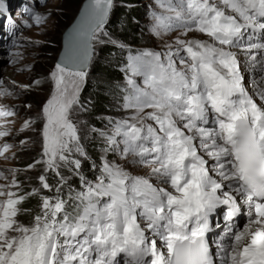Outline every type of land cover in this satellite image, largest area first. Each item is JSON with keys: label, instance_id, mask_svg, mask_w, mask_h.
<instances>
[{"label": "snow or ice", "instance_id": "1", "mask_svg": "<svg viewBox=\"0 0 264 264\" xmlns=\"http://www.w3.org/2000/svg\"><path fill=\"white\" fill-rule=\"evenodd\" d=\"M158 2L163 11L153 14L152 32L178 34L160 51L129 56L125 70L143 77L142 86L126 77L130 91L122 107L132 115L109 119L111 133L93 129L105 141L104 153L147 174L132 175L106 156L92 165L95 180L80 172L88 154L73 114L86 110L80 93L97 46L119 44L106 30L113 0H87L48 73L39 159L27 166H43L37 184L24 191L21 170L11 169L10 181L0 171L7 181L0 184V264H118L120 254L123 264H264V0ZM7 11L0 0V16ZM27 11L37 25L51 16ZM244 67L261 73L253 94ZM3 85L0 80V96L12 95ZM14 115L0 106V117ZM33 123L25 120L20 131ZM9 135L0 125V137ZM10 147L0 145V156ZM64 168L79 176V191ZM50 173L58 177L55 185ZM32 197L35 214L22 207ZM221 211L228 243L211 239ZM22 214L31 220L22 222ZM240 215L243 228L235 223Z\"/></svg>", "mask_w": 264, "mask_h": 264}, {"label": "rangeland", "instance_id": "2", "mask_svg": "<svg viewBox=\"0 0 264 264\" xmlns=\"http://www.w3.org/2000/svg\"><path fill=\"white\" fill-rule=\"evenodd\" d=\"M81 1L82 0H13L8 7L7 13L4 16H0V80L4 82L3 86L12 93V95L0 96V106H7L15 112V115L11 117H0V125H4L5 128L10 130L9 136L0 137V145L5 143L12 145L3 156H0V171H3L10 181L12 175L10 170H21L17 174V179L22 182L23 186L26 180L29 181L34 177L36 178L43 170V166H37L30 170L27 169L29 164L39 159L42 118L38 116V113L50 94L51 81L48 80L47 77L48 73L55 66V59L60 49L61 33L69 24ZM114 8H116L121 15L118 17V19H120L119 21L118 19L116 20L117 24L115 27L106 25V30L111 38L118 41L119 44H132L131 47L139 51L143 49L160 51L165 43H170L178 34L177 32H172L167 35L156 36L152 32L151 29L154 23L153 14L163 11L159 7L158 0H114L112 11ZM29 9L35 12H41L45 16H48V12L50 11L51 16H49L45 24L37 25L30 19L31 13L27 11ZM46 9L48 11H45ZM128 9H130V12L127 11ZM124 14L126 17H124ZM24 21H28V24L26 25ZM125 26H129L132 29L133 34L131 33V36L138 42H125L119 38V36L122 35L121 30ZM190 36L202 38L198 33H190ZM30 41H40V43H30ZM106 44L116 46L111 43ZM106 44L97 46L89 67L88 76L80 93L81 104L85 105L86 110L77 111L73 114V119L78 123L80 129V135L82 137L81 143L88 154V159H81L86 163L90 162L92 164L95 161L93 155L99 156V162L101 156H106L109 160H115L117 163L125 165L132 175H146L148 169L140 168L132 164H125L124 160L116 153L103 152L105 141L99 135V132L93 131V129L101 131L111 129L109 120L105 122L106 125L103 128H98L90 122L91 116L88 115V112L91 109L89 105L93 97L86 93L87 86L91 85L90 82H92V84H98V86L100 83L105 84L106 82H108L107 84H113L110 87L108 86L113 90L111 94H109L107 90L105 91V93L109 95L105 105L106 107H108V105H113L114 108L108 107L107 110L109 113H107V115L100 114V117H105V121L108 118L124 119L132 115V110L122 107L124 97L128 95L130 91L125 76L127 74L132 76L130 72L125 70L128 59L123 50H116V52L120 54L119 59L117 55L113 54H111V57L105 56ZM129 51L127 52L130 55L134 54L133 50ZM14 53H20V57L17 58L13 55ZM242 56H240V59L243 60L242 63H244L245 58ZM110 58L114 60H111V65L117 67L118 78L107 81L110 78H103L104 70L100 71L102 74L91 73V68L94 66L93 63H110ZM117 60L119 61L118 63H116ZM251 70L252 69L249 68L248 71L247 69H243L244 74L247 72L248 75L251 74ZM136 77L140 79L139 76H132L133 79ZM36 80H40L41 83L35 85L34 81ZM13 81H15V85L12 83ZM251 81L252 78L246 77L245 86L250 87ZM20 84H31L32 87L27 91H22L17 87V85ZM140 85H143L142 76ZM105 87H107V85H105ZM86 97H90L91 101L86 100ZM30 118L34 123L30 128L21 132L20 128L24 121ZM5 120L11 123L5 124ZM21 140L26 141L25 146H21ZM99 144H103L104 146L102 149H99L98 152H95L92 146ZM27 159L31 160L26 162L27 165L25 167L21 166V162ZM95 171H97V169ZM70 175L72 174H66L69 180L70 177L73 176ZM153 181L155 182V178H153ZM6 182L7 181L4 179H0V184ZM64 195L66 194L64 193ZM21 216L19 219L27 223L26 217H23L24 215ZM225 239L224 237L222 241H225Z\"/></svg>", "mask_w": 264, "mask_h": 264}, {"label": "trees", "instance_id": "3", "mask_svg": "<svg viewBox=\"0 0 264 264\" xmlns=\"http://www.w3.org/2000/svg\"><path fill=\"white\" fill-rule=\"evenodd\" d=\"M127 11L130 12V9H128ZM127 13V12H126ZM125 13V14H126ZM124 14V17H126V14ZM121 16L119 13H118V10L116 8H114L113 11H111V14H110V17L108 19V22L106 25H108L109 27L110 26H113L115 27L116 24H117V19L118 17ZM137 16V15H136ZM120 19V18H119ZM118 19V21H119ZM130 22V20H129ZM132 29L129 27V26H125L122 28L121 30V34L119 36V38L122 40V41H125V42H132V43H135V42H138V41H135L134 37L131 36V33H132ZM133 34V33H132ZM106 55L107 57H111V54L113 55H117L118 59L120 58V54L116 52V50H119L117 47L115 46H112V45H108L106 44ZM111 58H110V63L107 62V63H96L94 64L93 63V67L91 68V73H94V74H100L102 70H104V75H103V78L104 79H109L107 81H111V80H114L115 78H118L119 75H118V71H117V67L114 65H111ZM114 61V60H112ZM119 61L117 60L116 63H118ZM102 74V73H101ZM108 82H106L105 84H92V82H90L91 85H88L87 88H86V93L87 94H90L91 97H93L92 101L90 100L91 98L90 97H86V100H90V110L88 112V115L91 116L90 118V122L92 124H94L95 126H97L98 128H103L106 124H105V117H100V114L102 115H107L108 110L107 108L110 107V108H114L113 105H108V107H106L105 105V102L108 101L107 97L109 95H107L105 93V91L107 90L109 92V94H111L113 92L112 88L110 89L109 87L113 84H107ZM95 85V86H94ZM105 85H107V87H105ZM109 86V87H108ZM85 102V101H84ZM104 145L103 144H99V145H93L92 146V149L95 151V152H98L99 149H102ZM94 157V163H90V162H85V161H82V165H81V169H80V172L82 175L88 177V178H94L96 176V169H94L92 167L93 164H96L98 165L99 164V156L97 155H93ZM31 159H27L25 161H22L21 162V166L25 167L27 164L26 162L29 161ZM63 172V174L66 176V174H72L71 172L68 171V169L64 168L61 170ZM72 176V175H70ZM58 180V177L55 176V174H52L50 173L49 174V182L52 183L53 185L56 184ZM80 179L77 177V176H72L70 177V180H69V185L71 186V188L74 190V191H79V188H80ZM37 184V181L34 178H32L31 180H26V183H24V186H23V189L24 190H27L29 191V189L31 190V186H34ZM68 186H65L64 189H63V195L64 193L66 195H64V198H67L68 197ZM36 205H37V198L36 197H32L30 199H28L27 201L24 202V204L22 205L23 208H28V209H32L33 210V214H35V211H36ZM24 215L23 217H26V222L28 223L30 220H31V216L30 215H27V214H22ZM21 216V215H20ZM19 216V217H20ZM28 216V217H27ZM22 217V216H21Z\"/></svg>", "mask_w": 264, "mask_h": 264}, {"label": "water", "instance_id": "4", "mask_svg": "<svg viewBox=\"0 0 264 264\" xmlns=\"http://www.w3.org/2000/svg\"><path fill=\"white\" fill-rule=\"evenodd\" d=\"M114 1V0H113ZM87 2V0H82L77 11L74 13L72 19L70 20L69 24L63 29L62 33H61V36H60V49L57 53V57L55 59V63L59 60L60 56L64 53L65 51V38H66V35L69 31V29L72 27V25L75 23V20L76 18L79 16L80 14V11L81 9L83 8V5ZM112 11V9H111ZM111 11H110V14H111ZM110 14H109V17H110ZM90 67V65H89ZM89 70V68H88Z\"/></svg>", "mask_w": 264, "mask_h": 264}, {"label": "bare ground", "instance_id": "5", "mask_svg": "<svg viewBox=\"0 0 264 264\" xmlns=\"http://www.w3.org/2000/svg\"><path fill=\"white\" fill-rule=\"evenodd\" d=\"M202 38H206V37H202ZM257 38H259V35L257 36ZM243 54H241L240 56H242ZM242 57H244V55L242 56ZM241 61H243V60H241ZM245 63V62H244ZM244 63H242V64H244ZM245 69H247V71H248V67H244V70ZM244 76H245V78L246 77H248V78H252V83H251V85H249L250 87H248V86H246L247 88H248V90L253 94L254 93V91H255V89H254V87H253V81L254 80H256V81H259V79H260V76H261V73L260 72H258V71H256V70H251V74L250 75H248L247 74V72H245V74H244ZM242 221H243V223H245L246 222V217L245 216H242ZM237 226L238 227H240V228H243L239 223H237ZM224 232V231H223ZM224 243H228L229 241L227 240V239H225V241H223Z\"/></svg>", "mask_w": 264, "mask_h": 264}]
</instances>
